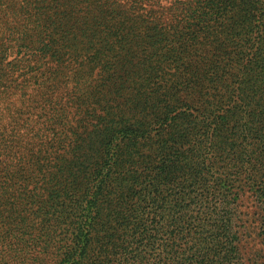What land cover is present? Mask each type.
<instances>
[{"label":"trees","instance_id":"obj_1","mask_svg":"<svg viewBox=\"0 0 264 264\" xmlns=\"http://www.w3.org/2000/svg\"><path fill=\"white\" fill-rule=\"evenodd\" d=\"M163 1L0 0V69L11 70H0V178L33 185L23 199L45 213L34 238L54 240L52 227L76 215L62 264H162V232L172 264H264V0ZM188 23L198 27L189 39ZM30 110L70 133L74 150L25 146L29 167L17 161L16 128ZM155 125L168 135L144 158ZM227 164L242 183L213 175ZM170 175L180 180L162 197L155 180ZM240 198L257 248L246 241L251 222L238 216L234 229ZM0 230L22 256L37 243L11 216L0 215Z\"/></svg>","mask_w":264,"mask_h":264},{"label":"rangeland","instance_id":"obj_2","mask_svg":"<svg viewBox=\"0 0 264 264\" xmlns=\"http://www.w3.org/2000/svg\"><path fill=\"white\" fill-rule=\"evenodd\" d=\"M169 1H163V4H166ZM186 25L187 26H185V30H183V32L186 34H190V35H185V38L189 39L193 32H198V27L194 25H190L189 23ZM199 28L201 27L199 26ZM199 42H201V40ZM206 44L208 45L209 41H206ZM199 46H201V43L194 47H199ZM7 60L11 61V58H8ZM189 65L190 66L187 72H194L196 68L195 66L196 63L190 62ZM6 69H7L6 67H2L0 70L2 71L5 70V72H11V70L6 71ZM20 74H21V70L18 71V73L14 72L13 75V77L15 78L14 80H16L17 85L16 84L15 85L17 88L13 89L12 94L14 95H12V102L16 101L18 107H21V102L23 100L22 97L24 94L23 88L19 86L20 83H23L22 79L20 78ZM38 83L39 81H36L34 84L29 85V88L25 90L26 94L35 96L37 94ZM71 85L72 84L70 83V86ZM3 86H4L3 81H0V94L4 90ZM206 107L210 110L209 112L212 115L215 114V107L212 101ZM183 109H185L183 105L179 106V112L183 111ZM29 118L30 121H28V123L31 126L28 127L29 130L27 132L25 128H27L28 123L27 125L22 126L23 123L21 122L19 123L20 125L17 126L16 128L17 131L16 140L18 141V143H20L19 147L21 148V149H17L18 153L16 160L23 161V165H25L26 168L29 167L30 162H28V157H26L27 151L25 149V146H27L29 150L38 151L39 149H43L46 150L47 152H54V154L57 155H63L65 153L74 150L75 146L73 144L70 145L72 143L71 142L72 136H70V133H66V136H64L62 135L64 133L63 130L53 129L49 126L46 127L45 124L42 123L43 121L38 123V121L36 120V115L32 114V110H30ZM44 122L47 124V120H44ZM42 131L44 132L42 133ZM166 132H167V128H163L158 125H155L152 128L151 135H149V143L148 145L145 146L143 151L144 158L151 157V153L156 148L158 141L161 138H164L166 135H168ZM38 134L39 136L36 137V135ZM158 135L161 136L157 138ZM58 136H59V140L57 141V146L53 148H51V145L46 146L47 148L45 146H42V144H45L46 142L49 143L52 141V139H55ZM173 145H177L176 142H172V141L168 142L169 148ZM184 146L186 149H188L190 147V143L185 142ZM94 150L92 147V151ZM23 156L25 160L23 159ZM15 161L12 163V166L15 165ZM236 170L237 168L234 167V165L227 164L222 166L221 168H217L216 170H213L212 173L213 175H221L224 178H229L231 181L232 178H234L236 182L242 183V176H239L238 171ZM11 174L14 175L13 173ZM177 180H180V178H178L176 175L173 176L170 175L160 178L159 180H155V185L157 187V190L160 191L162 197L167 196L166 193L172 188L173 182L174 181L177 182ZM33 188H34L33 185H29L27 188H25V186H23L22 183L19 182L17 179L7 180L4 178H0V207H1L0 215H2V217L4 218L11 216L14 220H16L22 225H24L27 222V227L29 228L30 236L32 238L31 240L37 242L36 245L30 250L29 255L22 256L21 254H17V252L10 250V248H8L9 243L3 242L2 239L0 238V264H32V262H34V264H37L36 261L39 264H62L61 255L58 250V245L64 246L65 244H69L70 240L74 237V231L77 228L78 219L76 215L72 213L70 218L74 219V221L64 219V224H60L59 226L52 227V229L53 230L55 229L56 231L54 232V234L56 235L54 240L49 239L48 237L34 238L39 232L38 229H40L38 226V222L43 220V217L41 216H44L45 213L44 211L40 210L41 208H43L42 205L40 204L35 206L29 205L30 203H28L27 200L23 199V193H25L26 190H33ZM173 189L174 188H172V190ZM169 204H171V201L168 199L165 205L166 208L169 207ZM233 207L235 208V214H236L235 221L233 223L234 229L238 233L243 230L242 228L239 229L240 221L241 223L243 222V220L246 221V223L244 224L245 227L249 226L248 224L251 222V226L248 228V230H246V234H249L251 237L246 241L248 242L249 248L251 249L257 248L256 241L254 242L253 240L251 242L249 241L253 239L254 234L252 233V230L257 229V227L255 226L256 223H253L255 219L254 216L251 217L250 209H246L247 206L245 199L240 198L239 201L237 200V202L234 203ZM37 210H39L38 213H36L38 215V218L35 217L36 214L33 215ZM241 212L247 213L249 216L247 218L242 217L240 215ZM165 214L168 215V217L173 215L171 211H167V209ZM238 216L241 218L240 221H238ZM19 218H22L23 220L19 221ZM254 231L256 232V230ZM159 238L160 240L158 241L156 247L158 248L157 253L160 254V258L162 259V264H172L169 255H166L165 248L168 250H172L169 246H173L172 244L173 240L172 238H167V236L164 235L163 232L159 235ZM44 239L47 240L42 241ZM252 242L254 243L255 247L254 245H252ZM42 246H46L48 248L47 250L48 254L46 253L45 250L41 248Z\"/></svg>","mask_w":264,"mask_h":264}]
</instances>
